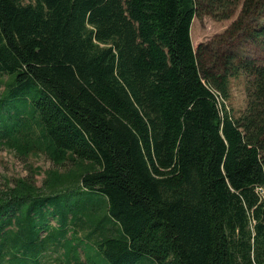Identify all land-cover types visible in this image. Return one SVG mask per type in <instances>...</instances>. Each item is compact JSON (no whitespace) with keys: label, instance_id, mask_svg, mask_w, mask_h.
Segmentation results:
<instances>
[{"label":"trees","instance_id":"obj_1","mask_svg":"<svg viewBox=\"0 0 264 264\" xmlns=\"http://www.w3.org/2000/svg\"><path fill=\"white\" fill-rule=\"evenodd\" d=\"M240 7L195 50L203 10ZM263 19L264 0H0V150L69 167L5 178L0 264L52 247L64 264H264V60L229 47L248 33L264 53ZM82 191L98 204L76 210Z\"/></svg>","mask_w":264,"mask_h":264},{"label":"rangeland","instance_id":"obj_2","mask_svg":"<svg viewBox=\"0 0 264 264\" xmlns=\"http://www.w3.org/2000/svg\"><path fill=\"white\" fill-rule=\"evenodd\" d=\"M241 9L242 7H240L230 19H216L205 14L206 10H203L202 16L196 17L192 24L191 37L195 50L197 51L201 45L206 44L211 45L214 49L223 45L224 41L222 39L224 38L222 36L224 34L226 35L232 24L239 20ZM247 23L252 27L257 25L256 21L253 19L248 20L246 24ZM263 24L264 19L261 21V25ZM247 37L248 33L237 34L230 39L229 47L235 51L234 54L239 55L241 58L248 57L257 59L258 61L264 60L261 41H248ZM226 107L235 118L241 116L242 112L245 111L247 107L245 76L242 75L239 78L231 79L230 96L228 101H226ZM68 168L69 167L67 166L62 168L54 165L53 162L44 155H34L25 159L16 156L7 150H0V187L4 185L5 178L16 179L31 175L35 176V171L37 169H40L42 173L41 175H36L35 178L37 184L42 186L45 178L44 171L58 169L61 172H64ZM72 201L76 210H84L85 208L91 209L96 206L99 200L97 197L90 196L87 192L82 191L73 195ZM99 212L101 213V211ZM53 224L56 225L55 222ZM78 225L80 226L76 227L78 232L77 237L85 241V235L93 229L87 225L82 227L81 223ZM97 238L98 236L96 235L91 241L94 242ZM63 253V248L52 247L46 253L45 258H43L42 264H64V260L62 259ZM81 255L82 258H84L83 252H81Z\"/></svg>","mask_w":264,"mask_h":264}]
</instances>
